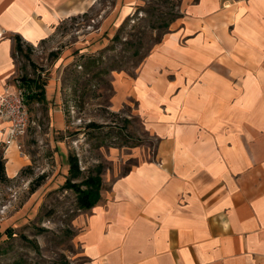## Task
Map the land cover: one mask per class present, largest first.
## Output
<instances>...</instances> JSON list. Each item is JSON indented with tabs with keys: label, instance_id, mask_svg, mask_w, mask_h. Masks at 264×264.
<instances>
[{
	"label": "crops",
	"instance_id": "obj_1",
	"mask_svg": "<svg viewBox=\"0 0 264 264\" xmlns=\"http://www.w3.org/2000/svg\"><path fill=\"white\" fill-rule=\"evenodd\" d=\"M179 1L180 17L137 75L125 74L129 88H117L113 101L116 110L138 102L158 140L157 160L104 180L101 200L79 221L83 264H264V0ZM94 5L0 0V94L14 92L28 71L14 54L16 36L36 53ZM98 33L78 37L73 50L83 55ZM70 50L61 49L46 82L51 106L61 100L56 72ZM52 113L62 127V111ZM7 126L0 124V153L15 179L28 158L4 153Z\"/></svg>",
	"mask_w": 264,
	"mask_h": 264
},
{
	"label": "rangeland",
	"instance_id": "obj_2",
	"mask_svg": "<svg viewBox=\"0 0 264 264\" xmlns=\"http://www.w3.org/2000/svg\"><path fill=\"white\" fill-rule=\"evenodd\" d=\"M94 2L88 13L64 22L52 44L31 52L29 60L18 54L21 68L28 70L24 75L46 84L61 49H71L67 65L56 72L61 100L53 106L28 100L33 88L22 85L30 113L22 139L28 166L15 179L0 178V264L84 263L76 235L86 212L79 209L76 194L64 187L69 156L78 158L82 172L74 183L98 169L104 182L125 175L143 160H157L158 140L145 130L138 102L126 99L116 110L113 101L117 88L122 94L129 88L125 74L137 75L144 57L180 17V1L137 0L136 7L127 3L125 8V0ZM99 30L84 42L83 55L73 50L78 37ZM55 110L63 113L62 127L56 124ZM123 146L132 149V157ZM10 229L13 234H6Z\"/></svg>",
	"mask_w": 264,
	"mask_h": 264
},
{
	"label": "trees",
	"instance_id": "obj_3",
	"mask_svg": "<svg viewBox=\"0 0 264 264\" xmlns=\"http://www.w3.org/2000/svg\"><path fill=\"white\" fill-rule=\"evenodd\" d=\"M113 39H117V35ZM16 45L14 49V54H25V57L29 60V55L32 52L29 48L24 49V45L18 36L15 37ZM55 55V54H54ZM20 81L27 87L33 88L30 93L27 94V99L32 101H46L45 99V83L40 82V80L27 77L23 75ZM26 91V90H25ZM69 163V178L66 180L64 187L68 190H72L77 196V205L80 210L87 212L93 209L101 200V192L103 190L104 182L102 178L101 169L96 171L94 175H88L80 183H74L75 179L81 177L82 172L79 167V160L75 156L68 157ZM5 162L3 156H0V178L5 179ZM43 178H40L41 181ZM38 181V182H40ZM6 234H13V230L10 229ZM1 237V236H0ZM67 264V263H64Z\"/></svg>",
	"mask_w": 264,
	"mask_h": 264
},
{
	"label": "built area",
	"instance_id": "obj_4",
	"mask_svg": "<svg viewBox=\"0 0 264 264\" xmlns=\"http://www.w3.org/2000/svg\"><path fill=\"white\" fill-rule=\"evenodd\" d=\"M7 123L5 152L10 148L23 151L22 139L27 135L30 126V113L25 99L22 83H17L14 92L0 94V124Z\"/></svg>",
	"mask_w": 264,
	"mask_h": 264
}]
</instances>
